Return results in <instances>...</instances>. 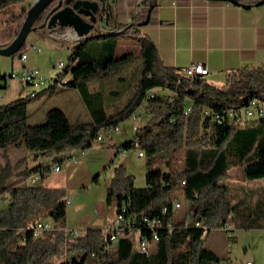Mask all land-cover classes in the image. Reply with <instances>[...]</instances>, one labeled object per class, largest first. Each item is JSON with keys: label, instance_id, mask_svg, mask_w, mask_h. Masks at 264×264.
I'll return each mask as SVG.
<instances>
[{"label": "trees", "instance_id": "obj_1", "mask_svg": "<svg viewBox=\"0 0 264 264\" xmlns=\"http://www.w3.org/2000/svg\"><path fill=\"white\" fill-rule=\"evenodd\" d=\"M32 1L0 0V13L18 6L19 13L25 15L24 6ZM98 2L97 21L103 28H97L69 48L66 73L69 71L70 79L64 88L77 90L93 113L87 83L106 80L130 63L129 54L115 57L117 40L126 38L140 47L141 68L135 93L115 114L106 115L97 109L91 123H71L60 109L52 108L42 123L28 124L27 107L36 94L0 106V151L4 152L6 162L0 169V264H218L217 256L204 248L207 233L229 225L230 218L239 223L233 217L235 205L229 199L228 187L219 180L227 177L230 168L243 166L245 181L264 179V109L260 116L252 118L250 125L243 127H236L240 122L229 115L230 109H244L251 101L264 105V67L232 70L218 79L184 77L181 70L163 67L154 44L139 32L143 16H133L127 25L120 26L106 0ZM259 2L264 0H236L238 5ZM17 18L0 20V48L8 46L17 36L21 26ZM109 32L122 33L93 37ZM23 49L24 46L16 55ZM156 89L167 94L150 97ZM188 105L190 112L185 117L183 112ZM141 106L139 118L143 122L136 128L133 139H138L149 166L145 186L134 187L133 177L120 166L105 197L106 207L114 206V214L124 206L126 215L136 217L139 232L120 237L112 250L101 256L105 243L102 229L81 230L76 238L65 234L63 189L39 183L50 167L37 165L19 174L24 181L39 173L40 180L35 185L9 186L12 169L5 151L24 149L50 157L58 165L68 150L90 149L100 128L124 122ZM205 109L210 111L207 116ZM215 116L220 118L219 123ZM132 141L120 149H132ZM177 190L182 192L184 202L189 203L187 207L193 208V218L185 213L181 219L175 218L172 205ZM259 211L263 219L248 215L245 219L248 228L263 227L259 222L264 220V205ZM143 217L161 221L157 240L146 254L137 251L139 237L151 239L150 232L141 224ZM40 221L49 222L52 230L34 237L32 228ZM195 222L200 226L195 227ZM92 254H98V262L91 258Z\"/></svg>", "mask_w": 264, "mask_h": 264}, {"label": "crops", "instance_id": "obj_2", "mask_svg": "<svg viewBox=\"0 0 264 264\" xmlns=\"http://www.w3.org/2000/svg\"><path fill=\"white\" fill-rule=\"evenodd\" d=\"M90 1L99 3L98 0ZM112 1L114 19L120 26L127 25L133 16H143L139 24V32L154 44L157 57L165 68L183 70L192 64H202L208 70L207 77L218 79L226 72L232 70L264 67V3L238 5L216 0ZM57 30L61 33H67L69 41L76 38L74 32L59 28ZM31 35L32 41L29 45L30 47H28V50L22 52L26 55V60L24 63L19 60L21 62L19 69L24 66L38 68L44 70L43 76L49 79L58 76V72H48L44 69L42 57L46 53L53 55L59 49H62V47L69 48L71 43L62 39L47 38L40 30L32 31ZM53 40L58 42L52 43L51 41ZM40 41L49 50H43L42 47L37 46V42ZM31 46L35 47L37 51H32ZM42 51L43 55H40ZM132 51L134 53L137 52L139 55L140 47L136 41L125 38L117 40L115 49L116 58H121L128 54L131 55ZM136 60L137 64L134 66V69L136 70L135 75L139 78L141 61L139 58ZM132 73L133 71L129 73L131 78L133 77ZM4 74L8 73L0 71V76ZM123 79H126L125 76L124 78L118 76L110 78V82L115 83L114 81H121ZM92 83H87L90 94L88 100L90 107H92V112L96 113L97 109H102L107 115L105 100H109V98H107L106 94L104 96L100 94L102 85L98 88L96 84L92 85ZM104 83L108 84L106 81ZM32 92L34 90L30 88L24 89L19 83L15 84L12 80L4 82L0 79V106L15 100L27 97L31 98L29 95ZM48 93L50 94H44L40 98H38L40 94L37 93L35 97L31 98L36 101L34 104H30V106L33 105L31 108H29V105L27 107L28 124L35 125L42 123L46 113L52 108L60 109L71 123H78L82 115L89 123L93 121V113L89 111V107H87L77 90L72 88L49 89ZM48 102H53L55 106H45ZM8 150L9 148L5 151L6 158L13 167L11 168L12 176L8 181L9 186H12L15 180L20 179L19 174L22 170L41 165L40 163L37 164V162L41 157L43 159L47 157L43 155L31 156L32 154L17 152L16 150H13L11 153ZM3 153V151H0V169L6 164L2 157ZM16 153H23L29 155V157L24 158L23 156L22 159L14 161L12 156H15ZM28 160L30 165H28ZM19 164H23V166L17 168ZM58 172H60V168ZM26 180L22 181L19 185L26 184ZM2 204H6V201ZM113 217L107 219L108 223ZM232 221L231 219L228 220L229 225ZM262 226L259 229L264 231V225Z\"/></svg>", "mask_w": 264, "mask_h": 264}, {"label": "rangeland", "instance_id": "obj_3", "mask_svg": "<svg viewBox=\"0 0 264 264\" xmlns=\"http://www.w3.org/2000/svg\"><path fill=\"white\" fill-rule=\"evenodd\" d=\"M30 5L31 3L24 6L26 12ZM19 12L20 7H10L0 13V20L4 21L10 16H18L17 23L22 24L26 12L25 15ZM44 16L41 17V20L37 22L34 27L36 28L35 30H40L45 37L49 38L45 28L42 27ZM31 34L32 32L29 34L22 52L28 50V47H30L29 45L32 41ZM78 40H80V38H78ZM51 42L57 43L58 41L53 40ZM43 45L41 41L37 42V46L42 47L43 50H49ZM69 51L68 47H62V49H59L58 52L53 55L46 53V55L42 57V66L45 67L44 69L48 72L56 73L57 71L52 69L51 66L59 62H62L65 67L68 66ZM40 55H43V51ZM131 56L132 60L130 63L108 79L102 81H89V84L95 82L92 83V85L96 84L98 88L102 85L100 94H102V96L106 94L107 98H109V100H105L108 112L107 115L115 114L123 109L135 93V86L139 78L135 75L136 70L134 66L137 64L136 59H140V57L137 52H133ZM20 64L21 62L18 59V55L0 57V71L2 73L6 71V73L19 74ZM38 70L44 79H49L43 76L44 70ZM132 71L133 77L131 78L129 73ZM69 75V71L64 74L66 77H69ZM118 76L121 78L125 76L126 79L121 81L116 80L114 81L115 83L110 82V78H116ZM105 81L108 82V84H105ZM12 82L15 84L18 83L17 81ZM48 91L49 90L41 88L38 89V91L36 90L35 93H39L40 95H38V98H40L44 94H50ZM153 91L154 92H151L149 95L167 94L165 91L159 89ZM35 101V99L31 100L28 105L34 104ZM52 105H54L53 102L45 104V106L48 107ZM32 106L33 105L29 108ZM141 108L143 109V106H141ZM78 121L81 123H89L83 115ZM252 121L253 119H245L237 124L236 127L250 125ZM142 122L143 118L141 120L139 118L135 121L129 118L119 124L121 130L119 133L113 132L111 134H106L102 132V140L93 142L90 149L80 150L79 148H73L68 150L65 153L64 160L58 164L60 172H53L52 168L57 163H54L50 157H45V159L41 157L37 162V164L40 163L41 165L50 167L44 181H40L39 183L45 187L63 189L66 200V228L68 230L81 229L84 231L88 228H106L108 225L107 219H111L114 216V206L108 208L105 205L106 191L113 181L115 170L118 167L121 166L127 175L133 177L134 187L142 188L145 186V173L149 168L147 159L145 157L138 159L133 149L125 151L123 156H115V150L117 148H119L118 151H120L122 145L133 140L135 133L134 128L140 126ZM9 150L8 152L11 153L13 150H16L17 152L32 154L31 156H41L38 153H30L24 149L9 148ZM15 156H12L14 161L22 159L23 156L24 158L29 157V155L23 153H16ZM73 159L77 160L76 163L72 162ZM31 162L35 163L34 161ZM28 165H30L29 160ZM10 166L13 168L12 165ZM22 166L23 164H19L17 168ZM243 169L244 166L230 168L227 177L219 180L221 184L228 187L229 199L235 205L233 217L238 219L237 221H239L240 225L238 222L232 221L233 224L231 223V225L228 226L226 229L227 231L222 229H211L207 233L204 239V248L217 256L219 260L218 264H264V231L256 227L248 228L247 221L245 220L248 215L258 218L262 214L259 210L264 205V179L245 181L243 179ZM24 171L25 170H22L21 172ZM21 182L20 179L15 180L12 186H17ZM174 195L176 198L175 201L181 202L183 205V208L175 213V218L181 219L185 213L184 209L189 206V203L184 202L180 190L175 191ZM260 219L263 218L260 217ZM259 224L264 225V220L259 222ZM231 231H233V233ZM231 234H234V238L227 239L231 237ZM153 248L154 245L151 249L153 250Z\"/></svg>", "mask_w": 264, "mask_h": 264}, {"label": "built area", "instance_id": "obj_4", "mask_svg": "<svg viewBox=\"0 0 264 264\" xmlns=\"http://www.w3.org/2000/svg\"><path fill=\"white\" fill-rule=\"evenodd\" d=\"M106 4L110 5L113 7V1L112 0H106ZM98 6L100 8V4L98 3ZM96 17V22L93 25V31H95L97 28H103V24L99 23L97 21ZM104 19V17H103ZM46 30V34L49 38L51 39H62L69 41V35L66 33H61L60 31L57 30V28L51 29L47 28L46 24L44 26ZM99 28V29H100ZM100 29V30H101ZM63 30H69V28H65ZM72 32V31H71ZM76 36V35H75ZM78 41V37L74 38L72 41H69L71 44L69 48L73 46L75 42ZM32 51H37V49L33 46H31ZM1 57V56H0ZM19 60L24 63L26 60V55L25 54H20L19 55ZM52 69L58 72V76L50 79H55L56 81V90L64 88L65 84L68 82L70 79L69 77L64 76L66 74V67L62 62H59L53 66H51ZM181 74L184 77H205L208 75V70L207 68L202 65V64H192L189 67L181 70ZM2 81H17L24 89L30 88L34 90H38L40 87L46 84V79H44L41 76V73L38 69L36 68H30V67H22L20 69L19 74H13V73H8L4 74L0 78ZM33 93V92H32ZM31 93V94H32ZM152 97V96H151ZM142 108L139 107L131 116L130 119L132 120H138L140 113L142 112ZM190 112V105H188L183 114L185 117L188 116ZM210 111L208 109L204 110V115H209ZM229 115L231 118L235 119L237 122L240 119L244 118H254L255 116H260V104H257L256 102L253 101L252 105L247 106L244 109H230L229 110ZM215 121L220 122V118L218 116H215ZM120 127L119 124L107 128H100L99 131L97 132L94 142H99L102 140V132H105L106 134H111L113 132L119 133ZM136 131V128H134V132ZM131 148L136 152V156L138 159H142L144 157L143 151L140 149L139 141L137 138L133 139L131 143ZM125 151L120 150L118 151L119 156H123ZM82 155V153H81ZM76 159H73L72 162L76 163ZM53 172H58L59 171V166L56 165L55 167L52 168ZM40 180V175L39 173H34L30 175L27 180L26 184L30 185H35L39 182ZM184 183V182H183ZM3 198H5L3 196ZM173 210L178 211L179 209L183 208V205L181 202L174 201L173 202ZM185 215L186 217L193 218L194 216V210L191 207H186L185 209ZM165 212V209H164ZM141 224L144 226V228L150 232L151 234V239L150 241L147 240L146 238L139 237L138 242H137V251L141 254H146L149 253L150 250V245L153 244L157 240V230L160 229L161 227V221L156 219V218H147L143 217L141 218ZM195 227H199L200 224L198 222L194 223ZM228 224L225 226L219 228L222 230L227 231L226 229L228 228ZM52 230V226L49 222L46 221H40L35 224V226L32 228L33 236L34 237H39L43 232H47ZM104 236H105V243L101 247V256L104 254L109 253L113 246L117 243L118 239L122 236L130 237L133 233H138L139 232V227H138V220L136 219L135 216L133 215H126V208L122 206L120 210L114 214L113 219L108 223L105 229H102ZM81 230H68L67 228L64 230L65 234L68 236H71L72 238H76L79 236ZM233 233V231H231ZM229 238H234V234H231V237ZM91 258L95 260V262H98L99 256L98 254H92ZM250 264V263H246Z\"/></svg>", "mask_w": 264, "mask_h": 264}, {"label": "water", "instance_id": "obj_5", "mask_svg": "<svg viewBox=\"0 0 264 264\" xmlns=\"http://www.w3.org/2000/svg\"><path fill=\"white\" fill-rule=\"evenodd\" d=\"M221 2L236 3V0H216ZM258 4H263L259 2ZM99 6L95 1L90 0H33L26 12L23 23L15 39L6 47L0 48L1 57H12L16 55L25 45L27 36L36 28L34 25L44 16L43 26L47 28H69L78 38L88 37L93 31L96 22V14ZM122 32H109L94 35L95 39L114 37Z\"/></svg>", "mask_w": 264, "mask_h": 264}, {"label": "bare ground", "instance_id": "obj_6", "mask_svg": "<svg viewBox=\"0 0 264 264\" xmlns=\"http://www.w3.org/2000/svg\"><path fill=\"white\" fill-rule=\"evenodd\" d=\"M84 38H85V37H84ZM81 39H82V38H81ZM41 88H43L44 90H49V89L53 90V89H56V81H55V79H48V81H46V84L43 85L42 87H40L39 89H41ZM37 91H38V90H37ZM35 94H36V93L33 92L32 94L29 95V97H33ZM254 102H256V101H254ZM249 103H250V104H249L248 106L252 105L253 101H251V102H249ZM256 103H257V104H260V103H258V102H256ZM263 107H264V105L260 104V114L263 113V112H262V109H264ZM245 119H252V118H244V119H240V120H238V121L245 120Z\"/></svg>", "mask_w": 264, "mask_h": 264}]
</instances>
